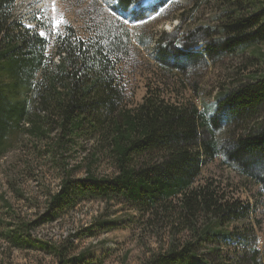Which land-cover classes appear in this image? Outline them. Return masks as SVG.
<instances>
[{
    "label": "trees",
    "instance_id": "16d2710c",
    "mask_svg": "<svg viewBox=\"0 0 264 264\" xmlns=\"http://www.w3.org/2000/svg\"><path fill=\"white\" fill-rule=\"evenodd\" d=\"M18 1L0 0V159L12 141L28 139L34 151L42 143L59 185L34 219L8 208L10 219H0L8 248L43 250L54 257L49 264H105L111 248L80 250L73 239L111 232L116 221L97 218L58 243L32 234L82 203L102 201L124 204L133 211L129 227L159 240L141 264H263L256 204L203 170L222 158L264 197V53L246 54L264 44V0H225L214 24L185 31L182 17L176 31L158 37L153 59L165 72L192 74L243 57L241 75L219 86L210 108L151 85L140 103L130 102L124 67L133 37L125 23L144 22L169 0L149 7L112 0L125 23L86 35L72 26L30 27L15 13ZM103 162L113 174L98 173Z\"/></svg>",
    "mask_w": 264,
    "mask_h": 264
},
{
    "label": "rangeland",
    "instance_id": "374dc122",
    "mask_svg": "<svg viewBox=\"0 0 264 264\" xmlns=\"http://www.w3.org/2000/svg\"><path fill=\"white\" fill-rule=\"evenodd\" d=\"M157 1L146 0L144 3L151 6ZM169 1L171 3L166 9L150 15L139 24L129 20L128 24L125 23L113 9L112 0H20L16 4L15 13L30 27L40 23L50 31L57 32L65 26H72L83 35L102 30L105 24L111 22L119 25L124 22L131 29L133 37L131 53L124 67L130 102L140 103L151 85L169 98L175 97L177 101L192 100L199 106L206 104L210 108L219 86L229 84L233 80L230 76L241 75L239 73L243 69V57L234 56L223 64H209L192 71V74H180L161 70L153 59V52L158 37L163 33L168 35L176 31L182 17L186 19L185 31L198 25L214 24L225 0ZM40 33L48 36L43 28ZM253 52L263 54L264 44L257 46L255 50L248 49L246 54H254ZM21 141L27 144L12 141L13 147L0 159V219L3 221L10 219L6 213L8 208L16 217L36 218L45 209L48 192H54L59 185V171L47 158L42 157L44 144H38L40 151H34L31 148V145L35 146L34 143L29 144L28 139ZM73 164L71 161L70 166ZM96 169L101 175L114 173L108 162L101 163ZM84 172L82 169L75 175L81 177ZM207 176L231 186L227 190L256 204L253 222L258 230L257 250L264 264V197L259 186L223 163L222 158L204 168L203 177ZM132 214L133 211L126 209L122 203L85 202L67 216L40 225L32 234L39 240L58 243L75 234L81 227L87 229L97 218L113 220L117 222V228L111 232L101 230L96 236L73 240L80 250L94 248L103 253L111 248V255L105 264H141L148 255V250L157 248L160 243L157 238H151L129 227L127 216ZM138 235L142 236V241ZM53 261V256L40 249H9L7 243L0 238V264H49Z\"/></svg>",
    "mask_w": 264,
    "mask_h": 264
},
{
    "label": "snow or ice",
    "instance_id": "6c2138e0",
    "mask_svg": "<svg viewBox=\"0 0 264 264\" xmlns=\"http://www.w3.org/2000/svg\"><path fill=\"white\" fill-rule=\"evenodd\" d=\"M130 2H131V0H130Z\"/></svg>",
    "mask_w": 264,
    "mask_h": 264
}]
</instances>
